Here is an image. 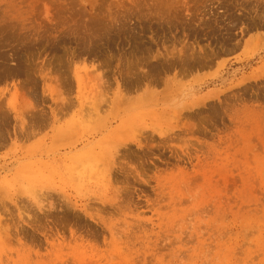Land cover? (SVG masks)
<instances>
[{"label": "rangeland", "instance_id": "374dc122", "mask_svg": "<svg viewBox=\"0 0 264 264\" xmlns=\"http://www.w3.org/2000/svg\"><path fill=\"white\" fill-rule=\"evenodd\" d=\"M0 264H264V0H0Z\"/></svg>", "mask_w": 264, "mask_h": 264}]
</instances>
